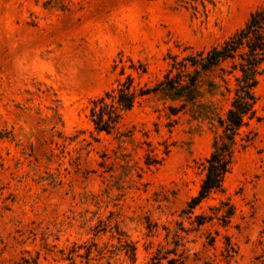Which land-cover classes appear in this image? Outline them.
Instances as JSON below:
<instances>
[{
  "label": "rangeland",
  "instance_id": "rangeland-1",
  "mask_svg": "<svg viewBox=\"0 0 264 264\" xmlns=\"http://www.w3.org/2000/svg\"><path fill=\"white\" fill-rule=\"evenodd\" d=\"M262 7L264 0H0V264H152L158 250L159 264H264V74L222 192L192 215L182 211L220 133L214 123L190 111L172 115L179 103L154 95L110 134L88 117L91 102L126 77L153 88L173 57L220 46ZM207 83L200 104L224 116L231 95H210Z\"/></svg>",
  "mask_w": 264,
  "mask_h": 264
},
{
  "label": "trees",
  "instance_id": "trees-1",
  "mask_svg": "<svg viewBox=\"0 0 264 264\" xmlns=\"http://www.w3.org/2000/svg\"><path fill=\"white\" fill-rule=\"evenodd\" d=\"M170 69L153 88H140L133 79L126 77L117 86L91 102L89 121L97 132L112 133L121 121L123 114L129 112L137 103L150 95L179 103L171 108L172 115L190 111L195 118L208 119L220 131L213 138L209 156L205 159L197 195L186 204L182 215H192L193 211L212 194L221 193L225 177L230 172L237 150V137L240 129L247 126L255 117V89L258 79L264 74V7L250 14L242 28L227 38L220 46L207 52L187 56L180 61L172 59ZM208 79L207 92L215 95L222 88L231 95L229 107L224 116L211 117L209 106L200 104V85ZM232 82V88L229 84ZM220 96L224 93L220 91ZM214 118V119H213ZM252 139H241L245 148ZM233 215L232 208L223 211L218 220L225 226ZM204 218L196 217L197 227L203 225ZM224 259L231 253L226 249ZM232 252V251H230ZM128 253H126L127 255ZM135 257L134 248L129 258ZM164 259L158 250L151 258L152 264ZM167 264H182L179 259H170ZM228 264V263H227Z\"/></svg>",
  "mask_w": 264,
  "mask_h": 264
}]
</instances>
